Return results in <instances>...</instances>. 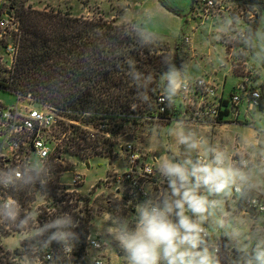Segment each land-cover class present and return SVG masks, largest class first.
I'll use <instances>...</instances> for the list:
<instances>
[{"label": "rangeland", "instance_id": "rangeland-1", "mask_svg": "<svg viewBox=\"0 0 264 264\" xmlns=\"http://www.w3.org/2000/svg\"><path fill=\"white\" fill-rule=\"evenodd\" d=\"M164 1L178 10L179 14L176 15L167 11L158 0H0V16L5 15V13H9V16L12 15L11 7L15 2H24L25 6H31L37 10H60L68 12L70 15L78 16H82L79 14L83 13V16L87 18L107 17L112 19L115 18L113 16L120 15L124 10L131 14L138 13L135 16L138 29L142 34L151 36L147 38L143 37L145 35H141L143 40L153 43L154 47L166 48L170 55L174 54L176 47L180 48L175 65L171 69L179 74L178 78L189 79L203 72L212 73L216 71L218 80L221 81L226 76V95L228 96L234 91L236 95L241 96L242 92L238 89V86L242 83V80L229 73V67L231 63H237V67L233 65L234 71L236 72L240 68V73L245 74V70L241 66L243 60L250 61L252 67L256 68H261L264 65V0H259L261 8L256 2L237 0L238 3L233 8V15L235 18L242 19L249 26H244L243 28L238 26L234 35H219V37L216 33L219 31L220 25L213 26L209 21L204 23L200 12H198L197 5L195 7L194 5L192 6V0ZM135 2H145V10L143 11L139 9L140 7L134 6ZM260 9H262L261 15ZM255 24V32L252 35L250 49H241L247 43V36H249ZM240 28L247 32L244 40L237 35V32H241ZM6 32L5 37L2 39L4 41L0 42V56L2 58L0 59V79L7 77L9 72L6 68L8 62L3 54L2 46L4 43H11L15 40L12 30H6ZM185 36H188L189 42L184 41ZM220 41L225 42L227 54L224 45ZM230 47L234 48L231 49ZM190 49H195L194 57H191ZM166 74L164 80L167 84V90L168 80ZM262 85H264V75ZM0 102L4 105H11L15 102V97L11 93L0 89ZM243 104L241 106H244ZM74 115L77 114L75 113ZM239 118L240 122L244 121L242 116ZM255 123V126L253 125L252 127L259 128L261 126L259 120H256ZM185 124L180 119L170 123L146 120V122L143 121L136 126L125 128L124 133L119 136L120 142L117 146L132 143L140 148L133 140L138 137L141 142L142 138L145 137L142 133L145 132L146 137L143 139L145 147L154 151L156 157L161 159L165 155V159L174 163H177V158H179V163L190 170L194 165L196 154L207 155L210 143L214 144L215 141L211 136L210 128L204 126L201 129L197 126ZM162 125L163 127L160 128ZM84 128V132H88L89 135H104L97 131L96 127ZM55 132V134H59V128H56ZM72 134L75 138L78 133L74 130ZM235 134H240L241 138L245 137V135H250L249 132L243 129L240 133L235 132V130L230 133L231 137ZM182 136L189 137L190 142L196 143L197 147L190 148L188 145L181 143L180 139ZM261 140L264 142V138ZM70 142L73 143V141ZM113 142L115 143V139ZM101 147L99 146L98 149H101ZM103 147H105V144ZM261 147L264 148V144ZM75 149L77 150L76 146ZM67 151L60 154L62 161L59 165L60 172L68 171L63 173L64 180L68 182V176L73 172L84 176L83 182L77 188H74L75 191L72 195L68 199L65 198L66 204L69 206L68 212L75 211L78 217H81L82 213H79V211L85 208L88 209L92 218L89 224L90 233L94 237L99 236L104 241L103 251L95 253L88 251L85 243L81 244L80 240L75 237L70 244L76 252V257L83 256L82 264H90L91 258L97 255L103 257L105 264H130L128 254L120 244L118 235L122 226L129 230L135 229L139 221V211H137L135 200L126 199V193L122 189H117V194L115 192L116 186L111 184L112 180L110 178L113 173L110 171L117 169L118 159L110 160L101 156L79 158L75 154L72 155L73 152L68 153L69 151ZM148 158L149 161H152L154 157L148 153ZM187 161H191V163H186ZM85 164H88V167ZM107 177L109 179L106 180ZM228 194L230 193L228 192ZM223 195L224 193L219 194V197L216 198L217 202L220 201V197L223 198ZM76 202L77 209L70 207V205L74 206ZM231 206L230 216L224 224H222L219 217L220 214L216 210H210L208 215H205L208 216L206 218L207 222L205 223L204 220L202 227L206 228L209 235L208 245L212 244L220 236H226L233 240V246L239 252L240 263L247 264L249 260L254 261L256 245L261 239H264V232L261 233L264 227V220L258 217L257 221H254L249 215H241L237 205L231 204ZM216 207L218 209L220 204H216ZM186 214L191 216L190 212L186 211ZM192 218L198 220L197 217ZM205 224L207 225L205 226ZM27 245L33 246L34 244L27 243ZM0 247L5 252L10 253L9 261L14 264L35 263L31 253L22 257L12 258L14 251L20 250L17 239L4 242L0 244ZM207 248L211 255L210 248ZM19 252L21 253V251ZM161 259V264H165L162 257ZM63 263V259H54L51 264Z\"/></svg>", "mask_w": 264, "mask_h": 264}, {"label": "built area", "instance_id": "built-area-1", "mask_svg": "<svg viewBox=\"0 0 264 264\" xmlns=\"http://www.w3.org/2000/svg\"><path fill=\"white\" fill-rule=\"evenodd\" d=\"M224 14L229 19H233V8L224 4L222 0H201L200 16L202 20H207L216 15ZM0 42L6 35V30H12L15 40L11 43H4L2 51L8 62L7 69L11 71L17 58V33L18 23L12 16H0ZM247 32H238L237 35L243 40ZM185 42H189L188 36L184 37ZM241 49H248L247 43ZM0 59L1 56H0ZM238 66L237 63L230 67ZM241 66L245 70V81L238 89L241 96L232 95L228 102V117L232 121L237 119L238 104L244 100L248 110L259 108L261 92L259 88L252 85L253 77L256 76L254 67L243 60ZM180 87L175 92H159L155 98L156 112L148 120L153 122H167L168 117L162 116L167 112H172L174 108L180 109L179 119L189 124H217L220 112L225 109L222 103L225 102L220 94V87L209 77L201 76L193 81L178 78ZM15 97V102L11 105H4L0 102V175L10 172L20 171L23 173L34 164H39L43 171L40 177L33 182L24 183L22 180L14 185L4 187L0 184V203L6 202L9 198L17 203L18 215L15 221L0 217V244L17 239L21 257L25 256V244H34L31 248V256L34 257V264H51L54 259H63V264H82L83 256L76 257L73 246L66 245L57 240L49 238L57 231L56 228L44 229L45 225L51 224L57 219V210L60 208V200L64 194L69 198L75 189L84 179L82 174L71 173L68 182L64 180L63 173L59 172L54 176V164H60V154L76 152L75 144L71 143L74 129L80 127L81 130L92 127L90 124H82L81 120L74 117L75 112L54 107L47 103L37 102L30 94L12 92L0 86ZM88 112L81 114L88 116ZM264 117V113L262 114ZM226 118V119H227ZM59 128L60 133L55 134V129ZM97 131L103 132V125L96 127ZM85 131V130H84ZM86 136L94 137L93 134L85 132ZM75 140V138H74ZM66 147H65V146ZM122 156L126 161V170L121 174L111 175V184L117 189H122L129 200H140L143 206L155 204L160 201L159 197H152L151 188L157 190L169 188L168 178L159 170L156 159L149 161L148 153L132 143H126L120 147ZM214 155L206 157L198 154L195 158L196 164L212 163ZM225 160V159H224ZM255 161L264 165V154L257 155ZM234 170L242 171L246 169L250 162L242 154H233L228 157L224 165ZM109 179L108 177L106 180ZM237 186L239 191H237ZM250 194L243 201V209L254 216H264V175L261 186L254 190L247 189L242 184L237 183L233 187V192L242 194L244 191ZM64 203V202H62ZM58 208V209H57ZM64 214L70 217L76 228L79 219L74 211ZM27 219V224L21 225V221ZM174 219V217H173ZM201 233L203 244L201 247H209L214 264H243L232 250L231 246L222 245L217 241L208 245L209 235L205 227ZM75 236L71 240H73ZM71 242V241H70ZM23 243V244H22ZM60 243V244H58ZM85 247L88 251L100 253L104 249V243L97 236L91 233L85 238ZM83 243V244H84ZM57 244V245H55ZM162 259L159 264H161ZM90 264H105L102 256L91 258Z\"/></svg>", "mask_w": 264, "mask_h": 264}, {"label": "trees", "instance_id": "trees-1", "mask_svg": "<svg viewBox=\"0 0 264 264\" xmlns=\"http://www.w3.org/2000/svg\"><path fill=\"white\" fill-rule=\"evenodd\" d=\"M158 1L167 11L179 14L164 0ZM249 1L261 8L259 0ZM11 9V16L18 23L17 58L8 76L0 79V86L30 94L39 103L69 109L77 114L72 117L82 123L103 125L107 136L93 134V140L80 127L75 128L78 134L75 140L71 138L77 148L74 154L79 158H111L115 137L124 133L125 128L154 116L155 98L166 90L165 74L174 67L180 48L176 47L170 55L166 48L154 47L131 24L120 21V15L112 19L87 18L60 10L33 9L24 2L13 3ZM256 24L249 37L254 34ZM236 73H240V68ZM263 105L261 97L259 107ZM222 107L225 110L220 112L218 123H224L228 117V102H223ZM84 112L89 115L82 117ZM180 113V109L174 108L162 116L168 117L166 123H170L179 120ZM59 165L54 164V176L60 172ZM249 194L246 190L241 194L239 205ZM65 195L57 210L60 219L69 208ZM70 207L77 209V202ZM74 213L79 224L68 230L83 244L92 218L86 208L79 211L81 217ZM220 241L224 246L230 245L226 238ZM31 248L25 244L24 252L29 254ZM238 253L235 250L239 256ZM9 255L0 247V264H14ZM19 256L21 253L16 250L12 258Z\"/></svg>", "mask_w": 264, "mask_h": 264}, {"label": "clouds", "instance_id": "clouds-1", "mask_svg": "<svg viewBox=\"0 0 264 264\" xmlns=\"http://www.w3.org/2000/svg\"><path fill=\"white\" fill-rule=\"evenodd\" d=\"M178 75L174 70L166 74L170 93L180 87ZM180 142L190 148L197 147V144L190 142L186 136H182ZM224 162V156L219 152L214 155L211 164H201L197 161L190 170L168 159L161 162L159 170L169 180L170 195L166 194L158 203L142 206L136 228L129 230L122 226L118 235L130 264H159L161 257L165 264H214L208 248L201 247V233L204 232L202 223L206 219L205 214L209 207H214L217 202L209 201L207 197L200 195L199 189L204 187L209 193L218 195L236 185L237 180L246 181L242 172L224 167ZM42 171L39 164H34L23 173L15 171L0 175V184L8 187L21 180L24 183L33 182L40 177ZM186 211L190 212L191 216L187 215ZM17 215L15 200L9 198L0 203V217L15 221ZM192 217H197L198 220ZM25 224L27 219L21 221V225ZM71 227H75L71 218L65 217L45 225L41 231L56 228L57 231L49 238V242L57 240L70 245L74 236V233L68 230ZM247 264H264V239L256 245L254 261L249 260Z\"/></svg>", "mask_w": 264, "mask_h": 264}, {"label": "crops", "instance_id": "crops-1", "mask_svg": "<svg viewBox=\"0 0 264 264\" xmlns=\"http://www.w3.org/2000/svg\"><path fill=\"white\" fill-rule=\"evenodd\" d=\"M222 1L224 2V4H227L232 8H234V6L238 3L237 0H222ZM239 1H241V0H239ZM144 5H145V2H141V3L135 2L134 3V6L140 7L139 9H141L143 11L145 10ZM193 5H194V7H195V5H197L198 12H200L201 0H194ZM192 10L194 11L193 7H192ZM261 12H262V9H260V15H261ZM137 14H131L129 12L127 13V11L124 10L120 14V21L125 22V23H131L134 30L143 36L145 34L141 33V31L138 29V24L136 22L137 19L135 16ZM79 15L83 16L84 14L82 13ZM113 17H116V15ZM207 21H209L213 26H215L217 24L220 25V29L216 33V34H218V37H219V35H226V36L228 34L234 35L235 34L234 32L237 31L238 26L239 27L242 26V28L244 26H249L242 19H238L235 17L233 19H229L224 14L216 15L214 17L207 19V20H204L203 22L205 23ZM240 31L245 32L244 29H241V28H240ZM143 37L149 38L151 36L145 35ZM220 42L224 45L225 51L227 54V48H226L225 42L224 41H220ZM251 42H252V37L248 36V48L249 49L251 47ZM230 48L232 49L234 47H230ZM194 52H195V49L189 50V53H191V57L195 56ZM247 62H248V64H250L252 66L250 61H247ZM222 67H224V66H222ZM255 68L256 67H254V69ZM255 72H256V76L253 77L252 85L254 88H259V90L261 92V97L264 101V93H263L264 85H262L263 75H264V65L261 68H256ZM229 73H231L235 77L242 80V83L239 86H242L244 84V81H245L244 75L245 74L236 73L234 70L231 69V67H229ZM201 76L209 77L214 83H216L220 87L219 91H220V94H221L223 100L230 101V99L232 98V95H236V93L234 91L231 94H229L228 96L226 95V93H225L226 92L225 91V79H226L225 77L226 76L223 78V80L220 81L217 78V72L216 71H214L212 73L203 72L200 75H197L196 77H190L189 79L185 78V80L193 81L196 78H199ZM179 78H181V77H179ZM243 103H246V102L244 100H242L241 103L238 104V107H237L238 114H237V119L235 121H232L231 118H227L224 123H217V124H210V123H207V124H189V123H186L184 121H182V122L188 124L189 126L190 125L191 126H197L199 128L205 126L207 128H210L211 136L213 137L215 142H214V144L210 143V147H209L207 155H203V156L209 157V156L215 155L217 152H219V153L223 154L225 162H227L228 157L233 155V154L239 153V154L245 155L249 159L250 164L246 169H244L240 172H242L246 176V181L240 182L239 180H237V183L242 184V186L247 188V189L254 190L257 187L262 185L263 175H264V165L255 161V157L257 155L264 154V148L261 147V145L264 144V142H262V140H261L262 138H264V117L262 115L264 113V105H263V107L255 108V109L250 111V110H248L247 104H243ZM241 104H243L244 106H241ZM241 116L243 117V120H244L243 122L239 121V119H240L239 117H241ZM256 120H259V122H261V126L259 128L252 127L253 125L255 126ZM161 127H163V125L160 126V128ZM242 129L249 132L250 135H245V137L241 138L240 134H235L234 136L231 137L230 133L232 132V130H235V132L240 133ZM142 135L146 137L145 132H143ZM119 136H117V138H115L114 153H113V156L111 158H109L110 160L118 159V161H119V163L117 164V169H113L112 171H110L113 174L123 173L126 170V166H127L126 161H125V159L122 156L121 151H120L121 145L117 146L118 143L120 142ZM144 138H142V140L140 142L139 138L135 137L133 141L135 142V144H138L140 146V148H142L146 152L152 154L153 157L156 159V165L160 166L161 162L165 159V155H163L161 157V159L156 157V154L154 151L145 147V144L143 142ZM197 155L198 154H196V156ZM200 155H202V154H200ZM196 156H195V158H196ZM195 158H194V165L193 166L196 165ZM179 162H180L179 158H177V163L180 164ZM224 167L227 168L228 166L225 164ZM234 186L235 185L231 186L230 190H226L224 192L223 198L220 197L219 202H217V200H216V198L219 197V194L218 195L211 194L207 191L206 188L201 187L199 189L200 195L207 197V199L209 201H216L217 202L216 204H220V207L218 209H217L216 205L214 207L210 206L208 209V212L205 215H208L210 210H216V212L220 214L219 217L222 221V224H224L226 222V220L228 219V217L230 216V213L232 210L231 204H233V205H237L238 210H239L241 215H244V216L249 215L251 217V219H253L254 221H257L258 217H261L264 220L263 215L254 216L250 212L245 211V209H243V207L241 205H239V199H240L241 194H236L233 192ZM115 192L118 194L117 190H115ZM228 192L230 194H228ZM151 194H152V197H159L160 201H161L166 194L170 195V191H169V188H163L160 190H157V188H151ZM135 202H136L137 211H139L141 209V207L143 206V202L140 200H135ZM215 207H216V209H215ZM207 217L208 216H206V218ZM206 222H207V219H205V223ZM206 225L207 224H205V226ZM262 230L263 231L261 233L264 232V227L262 228ZM89 232H90V230H89ZM97 237L99 238V236H97ZM222 237L226 238L228 240V242L230 244L229 246H231L232 250L235 252L236 249L233 246L234 245L233 240L226 237V236L225 237L220 236L218 239H215L213 243L219 241ZM101 241L104 243V241L102 239H101ZM239 258L240 257L238 256V259Z\"/></svg>", "mask_w": 264, "mask_h": 264}, {"label": "water", "instance_id": "water-1", "mask_svg": "<svg viewBox=\"0 0 264 264\" xmlns=\"http://www.w3.org/2000/svg\"><path fill=\"white\" fill-rule=\"evenodd\" d=\"M191 3H192V6H193L194 0H192ZM7 16H9V13H7ZM85 165H86V167H88V164H85Z\"/></svg>", "mask_w": 264, "mask_h": 264}]
</instances>
